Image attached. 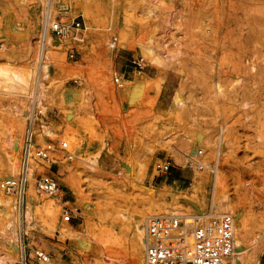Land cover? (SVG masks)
<instances>
[{"label": "rangeland", "instance_id": "1", "mask_svg": "<svg viewBox=\"0 0 264 264\" xmlns=\"http://www.w3.org/2000/svg\"><path fill=\"white\" fill-rule=\"evenodd\" d=\"M46 1L0 0V71L36 68L33 88L41 84L45 97L38 105L42 115L33 122L34 140L68 142L52 164L31 156L59 180L61 190L56 218L37 208L33 226L24 223L22 254L28 264H39L36 251L50 254L52 264H145L143 245L127 228L131 219L140 217L145 225L150 213L213 212L217 176L220 192H228L233 206L264 223V0H52L55 16L78 18L82 29L68 40L53 37L57 62L44 76L36 61ZM170 16L174 25L167 26ZM4 20L20 24L21 34L28 30L34 44L13 37ZM250 27L255 41L248 56L236 42ZM114 36L115 49L108 45ZM165 52L174 58L165 59ZM139 58L142 70L134 64ZM124 70L146 75L135 101L124 91ZM114 76L124 86L117 87ZM238 77L235 97L229 85ZM178 87L183 106L173 105ZM31 110L32 101L0 83V176L12 163L13 137L21 139V161H26ZM189 156L208 168L191 166ZM159 160L171 163L166 174L155 170ZM37 196L43 202L53 198ZM66 209L70 222L63 219ZM61 226L80 233V239L64 237ZM1 234L0 258L6 254ZM17 248L15 264H24ZM249 250L245 264H264V247Z\"/></svg>", "mask_w": 264, "mask_h": 264}, {"label": "bare ground", "instance_id": "2", "mask_svg": "<svg viewBox=\"0 0 264 264\" xmlns=\"http://www.w3.org/2000/svg\"><path fill=\"white\" fill-rule=\"evenodd\" d=\"M42 1H45V0H42ZM155 1H158L159 3L165 0H155ZM168 1H172V0H168ZM163 3L166 4L165 2H162V4ZM44 8H45V3H44ZM167 12H170V10ZM56 13H57V9H55L53 6L52 7L50 6L51 16L54 17ZM169 18H167L168 20L166 19L164 21L166 25L167 26L174 25L173 23L174 19L172 20L171 16ZM32 24H34V22ZM3 25L6 26L7 32H9V29L11 30V34L13 37L20 38V39H27L29 43L34 44V41H33L34 37L33 38L29 37L28 30H26V32L22 34L18 32V30H21L20 24H16L14 26L12 23L6 22L4 20ZM11 34H9V36ZM239 37L242 38V41L239 40L240 42L239 41L238 43L236 42L237 47L240 49L243 48L246 54L248 56L249 55L251 56V54L254 53L253 42L255 41V39L253 38V28L252 27L248 28L246 30V33L242 35L241 34L238 35V38ZM55 43L56 41L54 40V38L50 36L47 40L43 53L42 54L39 53V55L37 56V61H36L37 69L39 70V73L40 74L42 73V75L44 76L50 75L52 66L55 65V62H57L55 60V57H53V54H52L53 53L52 49L55 47ZM163 45L165 46L166 44H163ZM168 58L173 59L174 57L170 56L168 52H165V59H168ZM251 69L253 70L256 69L253 62H251ZM35 71H36V68H33L32 70L28 72H24L20 70H15L10 67H5V68L3 67L0 71V83L4 84L8 93H12L17 96L27 98L29 101L36 100V102L40 104L41 99L45 97V93L43 92V89H42L43 87L41 84H38L37 86L35 85V87L33 88V85H34L33 77H34ZM145 76L146 75H144L142 72H139L138 75H136L135 81L141 82V84L138 86H135L136 84L135 81H129V82L128 80L125 81L124 91L129 95L131 101H135L139 97L140 92L145 85V79H146ZM185 77L186 75L183 74V78ZM238 83H240L239 77L236 78V80H233V81L231 80V83L229 85L230 91L232 92V95H234L235 97H237L238 95V88L236 87ZM215 85H214L216 87L215 91L221 94L223 92V87L221 86V84H219L218 81H215ZM181 92H182V87L176 88V91L173 95V105H176V106L184 105V100L181 98ZM70 99L71 97L69 95H65L66 101ZM243 106L246 107L247 104H244ZM11 144H12V150L14 152L12 156L13 158L11 157L12 163L6 167V170H4L6 171L4 172L5 174L0 176V231L3 234V238L1 239L3 242H2L1 247L6 249V254L0 258V264H15L17 260V256H18V248H17L18 245L20 248L21 259L23 260L24 264H28L29 260L27 261L24 255L22 254L25 244L22 242L23 240H21V231H27V229L24 226V223L25 222L27 223L28 228L33 226V212L37 208H43L51 216L56 218L57 210L60 208L58 207L57 209V204H58L57 202L60 201L59 200L60 191L57 192L54 196H48V197H53V198H48L44 202L40 201L37 196L38 191L36 188V181H37V174L43 173L45 171L44 167L39 161L33 160L30 156L26 158L25 162L21 161V152H20L21 139L19 137L18 138L13 137L11 140ZM196 157L197 158L199 157V151H197ZM20 171H21V175H23V181L25 183L24 190L21 196L17 197L16 194H7L2 189V185H1L2 181H5L7 179L17 180L19 178ZM4 177H6L7 179H4ZM215 179H214L215 193L213 192L214 202H213V206L211 205L213 207L212 210L216 214L231 213L234 215L235 233H234L233 261H234V264H245L246 261L244 262L243 257L246 255V253L248 252L250 248L254 249V252L257 253L261 251L262 247H264V223L259 222L257 220V217L253 215L251 211L249 210L247 211V209L236 208L235 206H233L232 200L228 192L227 191L220 192L219 189L221 187V181L219 180L218 176ZM64 183L71 190L76 191L75 186L71 185V183L67 181H64ZM177 191H178V188H177ZM150 193L153 194L152 191ZM163 194H166V193H163ZM174 195H175L174 193L171 194L172 197ZM189 196L192 197L193 194H190ZM196 208L198 207L196 206ZM199 212L201 213V211ZM179 213L180 212H175L174 214L181 215ZM182 215H187V213L186 214L182 213ZM152 216H156V215L150 213L145 218L147 219L148 217H152ZM128 224L129 225L127 226V228L130 232V237H136L139 243L143 245L144 235H145V225L143 223V219H141L140 217H134L133 219H131V222ZM59 230L61 231L63 236L66 238L80 239V233L76 232L74 229H71L70 227L64 226L60 228ZM249 242H251L252 244L250 243L251 245H248ZM48 264H52L51 261ZM141 264H144V262L142 261Z\"/></svg>", "mask_w": 264, "mask_h": 264}, {"label": "built area", "instance_id": "3", "mask_svg": "<svg viewBox=\"0 0 264 264\" xmlns=\"http://www.w3.org/2000/svg\"><path fill=\"white\" fill-rule=\"evenodd\" d=\"M52 0L46 1L44 16L38 34V44L42 54L50 36L61 41L75 38L77 32L82 29V22L78 18L62 20L58 16L52 17L50 6ZM59 3V2H58ZM52 7V6H51ZM63 11H68V5L62 4ZM117 37H112L109 43L111 48H116ZM70 57H74V48H71ZM138 70L144 68V59L134 61ZM113 82L117 87H122V79L114 76ZM32 101V110L29 120L30 127L27 135V157L32 156L42 161L43 165L54 163L53 155L58 151H66L68 142L60 144L53 141L40 145L34 140V124L36 118L42 115L43 110L38 108L39 103ZM41 104V103H40ZM203 151L199 150V157ZM68 160L73 155H67ZM191 162H190V161ZM188 163L199 170L205 166L199 159L189 156ZM172 165L169 161L159 160L155 164V170L159 175L170 171ZM212 172L217 173L216 167H211ZM2 189L7 194L21 196L25 183L22 179H7L1 183ZM39 194L53 196L61 189L59 180L50 172L44 171L36 181ZM64 221L72 220L71 211L64 210ZM234 233L235 217L231 213L215 214L211 210L187 213V215H156L145 220L144 256L145 264H234ZM35 259L39 264H48L51 261L50 254L44 251H36Z\"/></svg>", "mask_w": 264, "mask_h": 264}, {"label": "crops", "instance_id": "4", "mask_svg": "<svg viewBox=\"0 0 264 264\" xmlns=\"http://www.w3.org/2000/svg\"><path fill=\"white\" fill-rule=\"evenodd\" d=\"M124 73H125V75H126V78L128 79V80H130V81H135V75L132 73V72H130V71H128V70H124ZM136 82V81H135ZM141 84V82L140 81H137L136 82V84H135V86H138V85H140ZM183 177V174H180L179 175V178H182ZM176 183V182H175Z\"/></svg>", "mask_w": 264, "mask_h": 264}]
</instances>
